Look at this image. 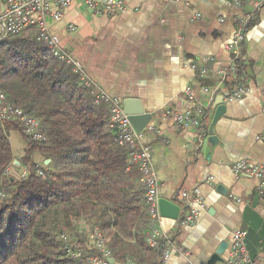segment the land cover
I'll return each instance as SVG.
<instances>
[{"label": "crops", "instance_id": "obj_1", "mask_svg": "<svg viewBox=\"0 0 264 264\" xmlns=\"http://www.w3.org/2000/svg\"><path fill=\"white\" fill-rule=\"evenodd\" d=\"M188 1L190 7L171 0H126L128 10L114 17H98L74 4L50 27L100 89L120 103L137 99L152 114L141 143L151 149L161 198L181 207L179 219L197 208L183 192L198 191L203 200L194 225L160 221V230L190 255L185 259L173 251L165 264H210L219 250L220 259L212 264H225L236 230L246 232L252 262L264 264L262 182L238 177L232 169L243 160L264 163V3L257 8L259 0ZM250 13L242 49L249 94L223 101L226 111L215 125L216 102L201 130L181 128L175 115L194 110L186 89H196L198 103L208 102L200 86H216L218 72L230 67L228 46L238 20ZM192 63L206 68L208 76L202 78ZM9 139L13 160L21 159L26 141L16 129H10ZM34 160L44 159L37 154Z\"/></svg>", "mask_w": 264, "mask_h": 264}, {"label": "trees", "instance_id": "obj_2", "mask_svg": "<svg viewBox=\"0 0 264 264\" xmlns=\"http://www.w3.org/2000/svg\"><path fill=\"white\" fill-rule=\"evenodd\" d=\"M238 65L233 86L245 82L242 59ZM0 91L42 135L34 141L21 124L0 121V264H89L101 256L88 237L95 230L114 264H161L164 242L148 244L145 188L138 164L127 163L134 150L109 127V104L96 103L73 68L31 32L0 43ZM10 129L27 144L25 173L13 181L6 176L14 159Z\"/></svg>", "mask_w": 264, "mask_h": 264}, {"label": "built area", "instance_id": "obj_3", "mask_svg": "<svg viewBox=\"0 0 264 264\" xmlns=\"http://www.w3.org/2000/svg\"><path fill=\"white\" fill-rule=\"evenodd\" d=\"M171 1L182 2L187 7H190L188 0ZM263 3L264 0H259L256 7H260ZM74 4L83 5L98 17H114L128 10L126 0H0V43L8 38L18 37L24 33L31 32L38 42L51 49L56 59L65 62L73 68V71L78 74L84 85L90 89V93L96 103L104 101L109 104L111 112L109 127L119 132V136L116 139L119 145L127 146L134 150L127 163L129 165L138 164L141 175L139 183L145 188L146 203L151 219V233L147 240L149 246L155 247L158 239L163 240L164 246L160 257L161 264H165L170 259L173 251H178L183 258L187 259L190 255L177 248L172 239L159 228V223L163 219L159 212L161 184L154 169L151 149L141 143L142 135L147 128L141 133L135 130L125 114L124 103L118 102V100L100 89L88 76L81 62L64 47L60 37L51 31L50 22L61 21L65 11ZM199 17L200 14H195L196 19ZM253 17L254 13H250L238 20L239 30L235 33L232 42L228 46L232 56V63L227 69L218 72L217 85L212 88L200 86L201 91L208 96V102L206 104L198 103L196 89L193 87L186 89L185 96L190 103L194 104V110L175 115L174 119L181 128L201 130L206 122V113L214 105L218 96H221L223 101H234L249 94V89L244 83L239 82L238 85L233 86L228 79L235 76L239 68L238 63L242 59V49L245 41V29ZM70 29L75 30V27L71 26ZM211 60L206 58L204 62ZM191 67L194 71L199 72L202 78L208 76V70L206 68L199 69L197 63H192ZM5 100V94L0 91V121L21 124L29 137L34 141L41 140L42 135L37 132L38 122L27 116L22 109L5 104ZM232 169L238 177L260 180L262 182L260 193L264 194V163L254 165L243 160L235 162ZM1 197H3L2 194H0ZM182 197L191 205H196L197 208L187 211L179 221V225H194L199 216L198 209L204 208L203 200L198 191L193 193L183 192ZM246 236L247 234L243 230L233 232L229 257L225 264H256L252 262L248 254L245 244ZM88 237L95 243L101 255L91 257L89 264H111L109 262V259L112 258L111 252L106 246V240L102 233L99 230H95L89 233ZM68 252L77 258L80 257L79 253L70 250ZM126 264L136 263L129 260Z\"/></svg>", "mask_w": 264, "mask_h": 264}, {"label": "water", "instance_id": "obj_4", "mask_svg": "<svg viewBox=\"0 0 264 264\" xmlns=\"http://www.w3.org/2000/svg\"><path fill=\"white\" fill-rule=\"evenodd\" d=\"M218 98V97H217ZM216 98V99H217ZM217 107L216 115L214 119V125L218 121V119L225 113L226 106L223 104V98L219 96V98L215 101ZM124 111L125 114L128 116L129 121L135 128V130L139 133L143 132L149 125L152 120V114L147 113L144 109V106L141 102L137 99H128L124 102ZM51 160H46L44 162L45 166L50 164ZM12 165L17 169L20 170L22 168L21 163L18 160H13ZM21 174V173H20ZM11 181L14 178H10ZM181 207L172 203L171 201L161 198L159 200V212L162 218L170 219L172 221L178 222L180 215H181ZM220 254H222V250H219L216 255H214L210 261V264L215 262L216 260L220 259ZM109 262L111 264L115 263L114 258H110Z\"/></svg>", "mask_w": 264, "mask_h": 264}, {"label": "rangeland", "instance_id": "obj_5", "mask_svg": "<svg viewBox=\"0 0 264 264\" xmlns=\"http://www.w3.org/2000/svg\"><path fill=\"white\" fill-rule=\"evenodd\" d=\"M15 152L18 153L19 152V149H18V146H15ZM15 160H18L19 162L21 161V159H15ZM22 168L20 170H17L12 164L6 174L7 177H12V178H18L20 177L21 175H23L25 173V170L23 169V165H21ZM21 172H23L22 174H20Z\"/></svg>", "mask_w": 264, "mask_h": 264}]
</instances>
